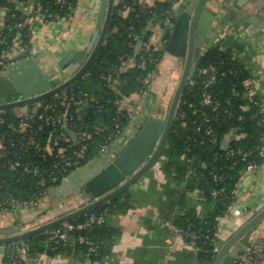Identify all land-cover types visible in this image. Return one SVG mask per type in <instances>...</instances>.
Segmentation results:
<instances>
[{
    "label": "trees",
    "instance_id": "1",
    "mask_svg": "<svg viewBox=\"0 0 264 264\" xmlns=\"http://www.w3.org/2000/svg\"><path fill=\"white\" fill-rule=\"evenodd\" d=\"M183 1L185 0H181V2ZM178 2L179 0H158L155 7L150 9L147 14H140L135 9L134 13H130L126 17L119 15L120 5H113L106 36L93 61L74 83L66 87L67 92L72 91L74 98L83 93L92 96L97 101L95 105L90 102L82 105L80 113L75 116L78 129L92 131L94 126H107V130L101 137L93 136L89 142L88 154L90 158L96 156L95 149L104 143L105 137L113 131V120L119 116L116 103L121 98L134 93L137 88L144 91V81L152 69H158L159 73V62L162 59L169 34L168 31H165L166 25L162 20L166 17L170 18L172 9ZM39 3L43 9L56 13L64 12L52 4L53 0H39ZM1 9H5L7 12L5 29L0 32V40L4 39L6 43H10L13 38L20 37L23 42L27 43L29 33L28 25L25 22L28 16L15 11L9 0H0ZM169 22L170 24L174 23L172 19ZM152 23H157L164 31L160 42L161 47H157L154 43L147 53L141 51L136 53L137 41L133 40V36H137L138 40L145 42L151 37L148 27ZM6 43L5 45L0 44V54L6 48ZM232 48H240V46L237 43L228 42L227 49L223 51L218 44L212 45L202 55L198 56L193 64L196 67L213 65L217 68L215 83L211 88L221 102L217 113H211L208 109H203L208 120L202 122L201 114L193 113V110L188 106L190 103L197 104L198 97L203 90L202 81L205 80V77H199L196 86L184 85L162 149V154L165 157L164 164L168 170L174 171L175 175L187 180L188 189H197L202 199L213 204L212 212L205 217L200 218L191 212H187L177 215L173 219L175 228L180 229L186 235L193 233L197 236L194 239L195 255L200 261H212L216 255L217 249L212 245V240L217 241L218 219L226 215L230 203L229 192L234 189L241 175L240 172L244 169V164L238 158L223 157L222 148L224 146L221 144L222 140L229 132L243 134L244 136L238 141H231L228 147L230 149L238 148L242 151H251L256 163L260 165L263 162L256 157L254 147L259 144L260 137L264 136V126L258 116L252 117L256 111L253 106H250L247 111L242 108L246 103L242 99L245 81L251 75L241 61L231 58L229 51ZM128 57L133 58L135 63L118 75V95L113 92L112 88L114 72H116V67L120 66L121 60ZM148 59H156L158 63H150ZM138 64H140L139 67ZM58 95L59 93H56L39 102L42 105H56L58 111L60 108L57 106L56 101ZM227 110L230 113H225ZM3 113L7 121H14L9 115V109L4 110ZM240 116L243 117L242 120H238ZM122 120L123 126H125L127 121ZM198 126L201 127L199 132L196 131ZM207 130H210V136L205 135ZM0 134H4L8 141L7 148L12 152L11 159L17 160L21 165L29 164L30 167L38 166L44 169L50 167V162L43 164L34 153V150L25 153L17 144L18 140L10 134L5 126H0ZM39 137L41 140L45 139L47 137L46 131ZM212 137L218 140L217 145L211 143ZM42 142L40 141L38 145H42ZM10 144H12V147ZM211 172L223 174L222 183L213 184L209 176ZM36 182V177L23 173L21 168L12 173H8L1 168L0 203L7 197L36 201L40 191V188L36 186ZM217 186L224 188L226 193L217 199H212L210 190ZM121 198L122 195H118L107 203L75 217L67 223L75 225L84 222L89 215H103L105 217L108 214L117 212L126 206V201L124 199L122 201ZM3 212L8 213L9 211ZM61 229L62 226L58 225L48 231ZM48 231L32 235L18 242L25 243L28 246V252L31 254L44 252L49 256H54L77 250L82 252L85 257L87 256V247L83 244L62 241L48 242ZM112 233L113 231L103 223L98 226L93 225L85 230L70 232L69 235L72 239L81 236L97 244V253L88 256V260L95 261L101 257L104 242L111 237ZM189 239V236L184 238L185 242ZM11 244L13 243L4 245L9 246Z\"/></svg>",
    "mask_w": 264,
    "mask_h": 264
},
{
    "label": "crops",
    "instance_id": "2",
    "mask_svg": "<svg viewBox=\"0 0 264 264\" xmlns=\"http://www.w3.org/2000/svg\"><path fill=\"white\" fill-rule=\"evenodd\" d=\"M192 1L197 0H185L173 7V25ZM204 7L213 15V19L209 20L206 33L197 38L195 50L200 54L204 53L209 39L216 38L219 34L216 33L217 29L223 32L228 25L242 26L243 34L229 37L224 45L227 47L228 42L237 43L240 48L236 49H243L247 60L250 57L261 59L259 66L251 64L249 68L261 75L264 96V0H205ZM99 10L100 0H78L69 30L63 32L57 25L35 27L31 41L36 48L35 55H38L36 67L40 73L47 74L49 80L70 77L71 72L65 67L67 64H61L71 53H76L77 56L84 53L86 57L89 55L94 45L93 32ZM252 16L261 21L259 26L246 22ZM163 34L160 26L154 27L151 38L157 47H161ZM184 42L187 48L186 39ZM75 61L73 59L71 65ZM181 61L167 53L164 47L158 77L152 82L149 91L142 98L135 96L127 99V104L132 99L136 102L135 106L129 105L133 109L132 118L125 126L121 139L109 148L107 159L115 158L131 143L132 131L146 117L152 116L155 120L165 121L181 74ZM25 70L17 68L13 70V74L19 81L32 84L34 79ZM8 73L7 70L1 77H7ZM154 86L162 88L159 94L152 91ZM227 142L228 139L224 138L222 145L226 146ZM164 163L165 157L161 152L130 187L118 194L122 195L121 200L126 201V206L105 216V224L113 233L104 242L99 260L90 261L77 250L54 256L44 252H28L24 264H213L214 259L198 260L195 251L180 235L173 232V219L177 215L191 212L202 218L212 212L213 204L202 199L197 189H188L187 180L168 170ZM103 164L101 158H91L51 190L45 201L34 208L11 213L0 211V229L17 226L22 231L33 230L79 210L83 207L86 196L76 191L100 174ZM234 188L235 207L230 210L229 216L218 219L217 251L245 223V218L264 207V163L261 170L257 168L240 176ZM241 208L248 211L247 216L241 215ZM6 248L4 244L0 245V264L8 263ZM230 250L231 248L224 255Z\"/></svg>",
    "mask_w": 264,
    "mask_h": 264
},
{
    "label": "built area",
    "instance_id": "3",
    "mask_svg": "<svg viewBox=\"0 0 264 264\" xmlns=\"http://www.w3.org/2000/svg\"><path fill=\"white\" fill-rule=\"evenodd\" d=\"M14 6L15 11H19L24 15L28 16L26 24L28 25L29 39L28 42H23L20 37L13 38L10 43H6L4 39L0 40V44L3 43L6 48L0 54V76L5 73L10 67L16 63L28 59L36 54V48L34 43L31 41V36L35 30V27H47L48 25H57L60 29L65 32L72 27L74 13L77 8L78 0H53V5L64 11L63 13L52 12L48 9H43L39 3V0H9ZM158 0H114L113 5H120L121 11L119 15L126 17L130 13H134L135 9L140 14H147L148 11L155 7ZM179 0L178 3H180ZM6 10H0V32L5 29V17ZM170 18L162 20L166 25L168 33L171 32L172 25L170 24ZM157 23L149 24L148 31L152 33ZM16 28V27H15ZM244 28L242 26L228 25L224 31L219 33L213 41L212 45L218 44L221 50H226L227 47L224 45L229 37L239 36L243 34ZM133 40L140 43L138 51L147 53L150 50V46H153V39L150 37L145 42L138 40L137 36H133ZM136 48V46H135ZM232 59L241 61L246 70L250 72L251 77L245 81V89L242 93V99L246 101L242 107L243 110L247 111L250 106L255 108V114L252 117L258 116L261 124L264 126V96H263V81L261 75L257 71H250L249 66L254 64L260 65V58L250 57L246 59L245 51L243 49L238 50L232 48L230 51ZM150 63L157 64L156 59H148ZM157 62V63H156ZM133 58L128 57L122 59L120 66L116 67L114 72V78L112 80L113 92H118L119 82L117 80L120 72L125 70L134 64ZM138 67L140 64L137 65ZM217 68L213 65L206 67H196L191 65L184 85L190 87L198 84L199 77H205L202 81L203 90L198 97L197 104L190 103L188 106L193 110V113H199L202 117V122H206L208 117L203 109H208L211 113H217L220 108L221 102L218 99L211 88L215 83V74ZM158 77V69H152L147 78L144 81L145 90L141 91L138 88L134 93L129 96L121 98L116 103V109L118 117L113 120V131L108 133L105 137L104 143L99 145L95 151L96 156L101 158L107 155L109 148L119 139H121L125 126L129 123L132 118L133 109L129 108L131 105L135 106V100L132 99L130 103H126L129 97L142 98L145 93L150 89L153 81ZM59 95L56 97L57 106L60 107L56 110V105L47 104L42 105L39 101L19 107H13L9 109V115L14 121H7L5 118L4 110L0 111V126L5 128L13 135L20 148L25 153L33 152L40 159L43 164L50 162V167L47 169L40 168L38 166L30 167L29 164L21 165L17 160L10 158L12 152L7 148L8 141L4 134H0V169L2 168L8 173L16 171L21 168L23 173L31 174L37 178L36 186L40 188L39 196L36 201H25L17 198L7 197L0 203V211H19L28 210L36 207L45 201L50 191L57 187L61 181L72 173L75 169L81 166L83 163L89 161L90 155L88 154L89 142L93 136L101 137L107 130V126H94L92 131H86L78 129L75 116L80 113L81 107L85 103L97 104V101L92 96L86 94H79L77 98H74L72 91H66V88L58 92ZM180 101V99H179ZM179 104V102H178ZM177 104V106H178ZM130 105V106H129ZM177 109V107H176ZM176 112V110H175ZM230 113V111H225ZM127 121V124L123 126V120ZM243 117H238V120H242ZM201 127L198 126L196 131L199 132ZM46 131L47 137L43 140L39 136ZM71 135H75V141ZM206 136H210V130L205 132ZM243 134H237L235 132H229L225 138L228 139L226 146L222 148L224 154L223 157L232 158L236 157L244 164V169L240 172L242 176L246 172L255 171L257 168L262 167V164H258L252 157L251 151H242L241 149H230L228 144L231 141H238L242 138ZM40 139V140H39ZM39 140V141H38ZM40 141L42 145H38ZM213 145L218 144V140L215 137L211 138ZM222 144V143H221ZM12 147V144H10ZM223 146V145H222ZM254 153L256 157L264 163V136L260 137L259 144L254 147ZM204 167V165H203ZM211 182L215 185L222 183L223 174L220 173H209ZM235 188L229 192L230 203L228 205V211L225 216H229L230 210L236 205ZM225 189L222 187H214L210 190V196L212 199H217L225 194ZM243 216L248 215V211L243 209ZM105 223V217L103 215H89L86 220L78 224L64 223L61 230H50L47 232L48 242H67L83 244L87 247V258L89 255H95L97 253L98 245L92 243L84 237H78L72 239L69 235L70 232L85 230L93 225H101ZM175 234L180 235L183 239L189 236V240L186 242L187 245L196 251L194 239L197 237L193 233L184 234L180 229L173 228ZM248 247L245 251L239 254L233 259L235 264H264V219L252 230L251 235L248 238ZM212 245L216 248L217 241L212 240ZM6 254L8 257L7 264H24L28 255V246L23 242L13 243L6 248Z\"/></svg>",
    "mask_w": 264,
    "mask_h": 264
},
{
    "label": "water",
    "instance_id": "4",
    "mask_svg": "<svg viewBox=\"0 0 264 264\" xmlns=\"http://www.w3.org/2000/svg\"><path fill=\"white\" fill-rule=\"evenodd\" d=\"M204 1L190 2L184 9L183 15L178 18L174 25L171 24L172 29L167 36L165 51L182 60V70L165 121L155 120L152 116L146 117L137 126V129L132 131L131 143L115 158L109 160L107 155L101 157L104 164L100 174L76 191L78 193L82 192L86 196V201L82 208L33 230L22 231L21 227L17 226L10 229H0V245L22 241L34 234L66 223L97 208L130 187L154 163L166 142L189 69L194 64L195 59L203 54L195 50L197 48V38H200L201 34L204 35L206 33L209 20L213 19V15L205 7L203 8ZM113 3L114 0H100L98 20L93 32L94 45L89 55L86 57V53L79 56L76 53H71L66 57L64 63L61 64V66L67 64L65 67L69 68L71 72L70 77L67 79L49 80L47 74L40 73L36 67L38 55H34L10 67L7 77L0 76V111L41 101L74 83L86 71L104 41ZM246 22L254 26H259L261 23L259 19L253 16ZM220 32L221 29H217L216 33ZM185 39L187 48L184 44ZM214 39L215 37L209 39L206 50L212 46ZM181 40L182 42H180ZM139 47L140 43L136 45V53ZM73 59L74 61L76 59V61L71 65ZM17 68L26 69L25 73L34 79L33 83L27 84L19 81L16 78L17 76L15 77L13 74V70ZM71 136L75 141V135ZM261 169L262 167L258 168V170ZM243 209L241 208V215H243ZM263 219L264 207L254 211L253 214L245 218V223L217 251L213 264H235L233 259L245 251L249 245L248 238L253 228ZM20 225L22 224L20 223ZM230 248L229 253L224 255Z\"/></svg>",
    "mask_w": 264,
    "mask_h": 264
},
{
    "label": "rangeland",
    "instance_id": "5",
    "mask_svg": "<svg viewBox=\"0 0 264 264\" xmlns=\"http://www.w3.org/2000/svg\"><path fill=\"white\" fill-rule=\"evenodd\" d=\"M162 89V88H161ZM161 89H160V87H158V86H154V88L152 89V91H154V92H158V94L160 93V91H161Z\"/></svg>",
    "mask_w": 264,
    "mask_h": 264
}]
</instances>
